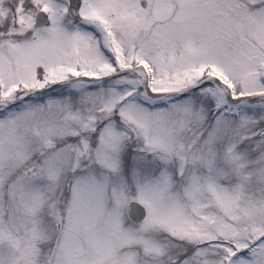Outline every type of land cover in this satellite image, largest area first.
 <instances>
[{"label":"snow or ice","instance_id":"6c2138e0","mask_svg":"<svg viewBox=\"0 0 264 264\" xmlns=\"http://www.w3.org/2000/svg\"><path fill=\"white\" fill-rule=\"evenodd\" d=\"M0 264H264V0H0Z\"/></svg>","mask_w":264,"mask_h":264}]
</instances>
